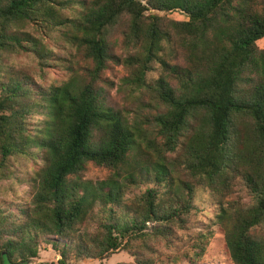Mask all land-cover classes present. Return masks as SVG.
Here are the masks:
<instances>
[{"label": "trees", "instance_id": "obj_1", "mask_svg": "<svg viewBox=\"0 0 264 264\" xmlns=\"http://www.w3.org/2000/svg\"><path fill=\"white\" fill-rule=\"evenodd\" d=\"M172 11L187 19L160 14ZM262 38L264 0H0V183L32 193L0 199V264H29L42 242L61 260L73 248L99 259L151 251L187 226L200 188L220 204L231 264H264ZM23 51L41 70L56 58L74 72L92 65L46 85L10 62ZM112 62L130 66L125 82L150 96L132 120L99 86ZM90 161L112 175L84 179ZM237 181L251 201L226 206ZM215 233L172 261L197 264Z\"/></svg>", "mask_w": 264, "mask_h": 264}, {"label": "rangeland", "instance_id": "obj_2", "mask_svg": "<svg viewBox=\"0 0 264 264\" xmlns=\"http://www.w3.org/2000/svg\"><path fill=\"white\" fill-rule=\"evenodd\" d=\"M170 18L179 20H186L179 11L160 12ZM119 43L117 44L114 52L121 55L123 47L120 43L122 36L118 34ZM260 47H264V38L258 42ZM56 58V57H55ZM81 58H78L80 62ZM57 61V62H56ZM60 58H56L54 63L56 65H48L44 70L40 69L38 59L34 54L28 52H19L12 54L10 62L15 67H26L34 72L37 79L46 85L55 84L61 85L63 82L68 81L73 74L80 76L84 75L91 62L81 61V66L84 68L76 69V71L69 70L68 62H61ZM65 64V65H64ZM102 78L99 81V86L102 88L106 102L108 105L116 110L122 111L129 120L134 118L136 110L139 108L138 104L143 102H150V96L141 94L134 86L127 84L125 79L131 76L130 66L124 62H112L111 65L102 73ZM112 175V170L108 167L100 166L90 161L87 163L86 170L84 171V179L91 181L103 180ZM14 186L15 189L11 190L10 187ZM130 194L139 192L138 187H134L128 191ZM10 195L19 196L18 201H25L32 195L31 191L25 184H15L11 181H4L0 183V199L9 198ZM251 194L248 188L242 181L235 183L232 194L227 198L226 206H233L238 203H249L251 201ZM197 209L193 212L190 222L184 228H176L175 234L169 239H155L151 241V251H138L136 248L121 249L110 256L99 259L89 257H79L77 250L73 248L68 258L61 260L60 255L52 248L51 245L42 242L40 246L39 258L30 262L29 264H118L124 262L127 264H137L138 259L143 256L155 259V264H192L189 260L180 258L176 263L173 262L171 256L183 255L184 251L197 249L195 240L201 232L211 228L216 231L215 236L212 237L210 243L206 246V251L203 252V258L197 264H231L230 259L224 254L221 249L223 243L220 227L216 224L215 214L220 209V204L212 199L210 193L204 188L198 189V197L196 199Z\"/></svg>", "mask_w": 264, "mask_h": 264}]
</instances>
